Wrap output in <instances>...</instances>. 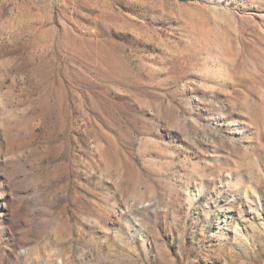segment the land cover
<instances>
[{"label": "rangeland", "instance_id": "1", "mask_svg": "<svg viewBox=\"0 0 264 264\" xmlns=\"http://www.w3.org/2000/svg\"><path fill=\"white\" fill-rule=\"evenodd\" d=\"M0 264H264V0H0Z\"/></svg>", "mask_w": 264, "mask_h": 264}]
</instances>
